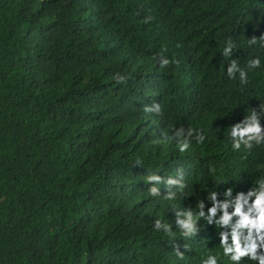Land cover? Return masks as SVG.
<instances>
[{"label":"trees","instance_id":"1","mask_svg":"<svg viewBox=\"0 0 264 264\" xmlns=\"http://www.w3.org/2000/svg\"><path fill=\"white\" fill-rule=\"evenodd\" d=\"M262 36L264 0H0V264H233L218 205L264 180V139L228 135L264 126Z\"/></svg>","mask_w":264,"mask_h":264},{"label":"clouds","instance_id":"2","mask_svg":"<svg viewBox=\"0 0 264 264\" xmlns=\"http://www.w3.org/2000/svg\"><path fill=\"white\" fill-rule=\"evenodd\" d=\"M225 43L224 41L222 42ZM248 44H259L264 47V36L259 39L253 37L247 41ZM233 49V44L229 41L226 46L223 47V53L226 58L230 57ZM170 63L168 57L161 55L159 58V64L161 67L167 66ZM261 64V60L257 57L251 59L248 62L250 68H257ZM228 78L232 79L235 74L239 75V82L241 85L246 83L247 72L244 68H241L235 60H232L227 67ZM156 111H159V106H156ZM228 135L232 138L231 147L233 149H239L243 144L244 147H251V142L255 141L257 144L264 139V126L261 125L255 112L247 115L244 120L235 123L231 127ZM192 129L189 128L187 135L183 142L178 146L179 152L183 153L189 148V142L187 137L192 135ZM181 131L177 130L176 135H181ZM196 140L197 143H202L205 140V136L202 129H196ZM151 181H159L160 177L152 175L148 177ZM169 179L168 183H174ZM150 191L152 193L157 192V188L153 186ZM210 198L215 201V193H212ZM202 206V205H201ZM228 203H221L218 205L219 208L224 209V214L218 221L221 224H228L231 217H237L234 227L231 229V246L224 247L222 251L227 254L228 260L236 264L240 262L242 258L247 257L253 261L254 264H264V180L259 182L258 189L249 191L247 195L240 194L237 196L233 211L228 213ZM217 211V205L214 204L209 209L210 218L211 215H215ZM203 215V213H201ZM184 235L191 234L193 231L192 217L189 214L187 221H178ZM154 227L157 230L163 228L167 232V226L162 225L160 220L154 222ZM243 229L244 231H240ZM202 264H217L214 256H208L206 260L202 261Z\"/></svg>","mask_w":264,"mask_h":264}]
</instances>
